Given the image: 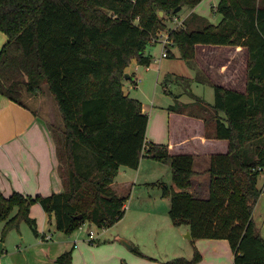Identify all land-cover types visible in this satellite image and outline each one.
Wrapping results in <instances>:
<instances>
[{
    "label": "trees",
    "instance_id": "trees-1",
    "mask_svg": "<svg viewBox=\"0 0 264 264\" xmlns=\"http://www.w3.org/2000/svg\"><path fill=\"white\" fill-rule=\"evenodd\" d=\"M202 1L0 0V31L8 39L0 52V94L25 106L23 93L48 87L62 119L49 129L64 184L62 193L47 197L0 192L4 237L22 222L39 234L30 216L34 204L53 215L56 229L66 235L87 222L113 226L124 217L127 198L112 184L121 167L137 170L147 158L171 167L176 188L163 185L170 195L169 215L175 226H189L192 242L227 240L234 264H264V239L253 218L264 172V0H221L219 25L191 15L182 28L169 32L186 60L194 59L199 44L248 51L246 92L215 86L214 104L202 105L206 137L229 145L227 153L211 157L207 198L188 191L195 157L147 144L149 117L141 102L123 91L133 60L143 67L152 64L147 48L165 27L159 13L175 15L179 7L193 9ZM169 110L183 112L178 105ZM201 260L195 251L191 260L164 264ZM56 262L74 264L72 252Z\"/></svg>",
    "mask_w": 264,
    "mask_h": 264
},
{
    "label": "crops",
    "instance_id": "crops-1",
    "mask_svg": "<svg viewBox=\"0 0 264 264\" xmlns=\"http://www.w3.org/2000/svg\"><path fill=\"white\" fill-rule=\"evenodd\" d=\"M206 2L210 3L214 13L220 15L217 21L214 22L205 16L206 12L203 10L202 4ZM220 2L221 0H203L195 8H190L185 19L191 15H198L217 26L223 20V16L217 11ZM195 22L197 20L191 22V26L192 23L195 25ZM7 40V36L0 31V52ZM147 54L151 55L150 53ZM180 54L182 56V53ZM169 57H176V55L170 52L168 57L163 58L161 55L155 62H153L152 57V64L149 67L140 66L136 60H133L132 66L126 69L128 78H125L123 82L124 93L130 98H134L130 94V83L138 86V83H142V76H145L146 72L153 68L158 67L156 71L157 81L163 79L164 76L161 71L163 60ZM182 59L184 58L182 57ZM184 60L188 69L186 75L181 77L178 95L174 94L175 97H179L176 101H182L184 97H189L191 100H187L186 104H194L196 99H203L202 92L207 88L214 90L215 86L241 93L246 92L248 71V51L246 48L199 44L195 47L194 59ZM169 74L172 73L169 72ZM178 77L175 76L173 82H177ZM164 89L167 90L166 87ZM53 102L55 103V101ZM203 102V105H206L205 100ZM40 103L37 105L38 108H41L42 111L52 112L43 100ZM141 104L143 112L149 117L146 134L147 144L166 145L172 155H193L195 157L194 171L196 175L193 178V185L188 191L199 195L201 198H207L210 182L208 170L211 157L215 154L227 153L229 145L225 140L206 137V123L202 118L204 107L200 105L201 110L196 112L183 111L181 113L169 110V107L174 105L159 106L154 100H152L150 108H146L143 103ZM151 114L153 117L165 118V121H155L151 126ZM46 116L49 115L38 112L26 104L25 106L18 105L0 94V192L7 197L14 192L31 197H47L53 193L64 191V184L59 173L60 162L56 153V144L49 126L47 127ZM58 117L61 119L60 116ZM127 168H120L119 174L112 184L113 189L121 197H123L121 189H125L131 182L130 178H127L132 177ZM261 176L258 187L262 192L255 205L253 218L264 239V173ZM169 186L176 188L174 184H169ZM34 212L35 214L38 213L40 218H36ZM30 216L36 220L38 225L39 234H35L36 240L23 237V244L16 245L12 242L14 239L11 237V239L8 238L7 242L0 240V244H2L0 255L6 253V256L0 259V264H58L56 260L70 251L73 255V263L76 264V256L72 250L73 245L69 240H66V235L57 232L59 234L55 237L51 232L46 233L45 228L48 223L56 224L55 217L52 215L51 218L39 204L32 206ZM184 231H186L184 237L191 241L189 226L184 225ZM47 235L52 236V238L46 239ZM28 238L29 241H26ZM97 238L96 235L93 241L90 239L89 241L93 243L98 240ZM74 248L79 249L83 258L85 254L83 250L86 254L87 251H91V247L86 245H84V249H81L77 241L74 242ZM195 251H198L202 256V260L197 264H234L235 253L227 240H196L187 250L185 257L188 260L192 259ZM120 258L119 255L113 256L110 264H119ZM84 264H86L85 261Z\"/></svg>",
    "mask_w": 264,
    "mask_h": 264
},
{
    "label": "rangeland",
    "instance_id": "rangeland-1",
    "mask_svg": "<svg viewBox=\"0 0 264 264\" xmlns=\"http://www.w3.org/2000/svg\"><path fill=\"white\" fill-rule=\"evenodd\" d=\"M202 7L208 19L214 20V22L218 20L220 15L214 13V9L210 3H203ZM189 11L190 8L185 7L179 12H175V15L169 16L160 12L159 16L163 19L165 27L158 31L156 37L152 39V42L155 41L156 43L157 41L166 40L171 29L182 28L183 20ZM200 12L202 11L200 10ZM168 49L176 57H169L163 60L161 71L163 72L164 78L157 81L156 71L158 67L153 68L151 71L146 72L145 76H142V83H138V86L130 83L131 96L138 99L146 108L151 107L152 100L159 106H181L185 112H196L200 110L201 108L199 106L204 104V100L206 105H213L215 102V92L209 88L202 92L203 99H196L194 104H186L187 100H191L189 97H184L182 101H176L179 97H175L174 94L179 93L178 90L182 81L181 77L184 74L186 75L188 68L186 61L182 59L181 51L177 45H169ZM164 50V44L162 43L151 44L147 48V53L152 55L153 62H155V60L161 57ZM131 66L132 63L128 68ZM169 72L172 74H169ZM175 76H179L177 82H173ZM165 87L167 90L164 89ZM23 94V102L28 107L49 115L46 116L47 127L49 125L58 127L62 124V119L58 117L60 116V112L53 102L54 99L46 85L37 94H29L26 92ZM42 100L52 112L42 111L41 108H38L37 105ZM150 120L152 126L155 121L164 122L165 118L153 117L151 114ZM127 171L132 176L127 177L130 178L131 182L125 189H121L123 191L122 193L120 192L123 197L127 198L124 217L111 227L98 228L97 226H92L93 231L98 237V240L93 243L88 238V222L81 228L75 230L71 235L65 234L66 240H69L73 245L72 250L76 256V264H84V261L86 264H110L115 255H119L122 258V261L120 258L119 264H164L179 257L186 258V252L194 242L184 237L186 233L184 226H175L173 224L169 215L170 195L164 194L163 192L164 184L173 185L171 167L168 164L145 158L141 161L139 170L127 168ZM35 216L36 218H40L38 213ZM55 226V223H48L45 228L46 233L51 232L57 237L59 234L57 232L59 231ZM3 229L4 224L0 222L1 241L5 240L7 242L8 238H12L14 239L12 242L16 245L19 243L23 244V237H30V239L36 240L35 234L26 222L21 223L20 229L10 230L5 237L2 234ZM26 241H29V238ZM75 241H77L81 249H84V245L91 247V251H87V254L83 250V253H85L84 258L79 253V249L74 248ZM123 241L130 243L131 248L126 247ZM7 245L10 247L8 243ZM5 256L6 253H3L0 255V259Z\"/></svg>",
    "mask_w": 264,
    "mask_h": 264
},
{
    "label": "built area",
    "instance_id": "built-area-1",
    "mask_svg": "<svg viewBox=\"0 0 264 264\" xmlns=\"http://www.w3.org/2000/svg\"><path fill=\"white\" fill-rule=\"evenodd\" d=\"M157 43L164 44L165 50L162 52V57L163 58L168 57L169 56V53H170V50L168 49V46L169 45H173L174 44V41L170 38V36H168V38L166 40H161L159 42L157 41L156 43H155V41L152 42V44H157ZM51 238H52V236H50V235H47L46 236V239H49L50 240ZM95 238H96V234H95V232L93 231V229L91 227V228H89V239L91 241H93Z\"/></svg>",
    "mask_w": 264,
    "mask_h": 264
},
{
    "label": "water",
    "instance_id": "water-1",
    "mask_svg": "<svg viewBox=\"0 0 264 264\" xmlns=\"http://www.w3.org/2000/svg\"><path fill=\"white\" fill-rule=\"evenodd\" d=\"M181 9H182V8L179 7L175 12L177 13V12H179ZM161 13H162V12H161ZM125 78H126V79L128 78V75H127V74H126V77H125ZM50 217L52 218V215H50ZM77 218H78V219H81L82 216H78ZM90 228H91V225H90ZM189 238H190V236H189ZM123 244L126 245V247L131 248L130 243H128V242H126V241H123ZM1 252H2V244H0V253H1Z\"/></svg>",
    "mask_w": 264,
    "mask_h": 264
}]
</instances>
